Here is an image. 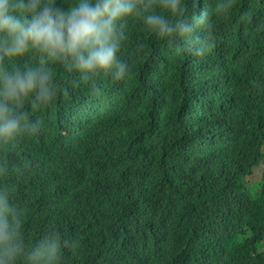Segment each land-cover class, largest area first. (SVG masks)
Listing matches in <instances>:
<instances>
[{
  "label": "trees",
  "instance_id": "obj_1",
  "mask_svg": "<svg viewBox=\"0 0 264 264\" xmlns=\"http://www.w3.org/2000/svg\"><path fill=\"white\" fill-rule=\"evenodd\" d=\"M230 3L204 56L134 22L126 79L70 83L40 133L0 147L28 232L32 193L52 191L40 207L66 264H264V0Z\"/></svg>",
  "mask_w": 264,
  "mask_h": 264
},
{
  "label": "clouds",
  "instance_id": "obj_2",
  "mask_svg": "<svg viewBox=\"0 0 264 264\" xmlns=\"http://www.w3.org/2000/svg\"><path fill=\"white\" fill-rule=\"evenodd\" d=\"M230 7V0H210L194 11L185 0H0V147L40 133L36 113L70 83L96 92L104 79H126L132 65L123 50L134 22L173 49L204 56L212 46L213 21ZM246 72H255L254 63L247 62ZM254 82L259 85V76ZM239 105L250 102L241 96L229 108ZM9 171L0 165V264H66L71 241L47 224L40 207L52 193L49 186L28 200L31 219L42 227L30 233Z\"/></svg>",
  "mask_w": 264,
  "mask_h": 264
}]
</instances>
